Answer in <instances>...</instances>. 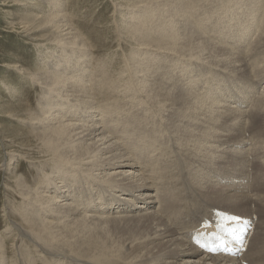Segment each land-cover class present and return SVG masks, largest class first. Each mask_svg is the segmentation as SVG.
I'll return each instance as SVG.
<instances>
[{
  "label": "bare ground",
  "instance_id": "obj_1",
  "mask_svg": "<svg viewBox=\"0 0 264 264\" xmlns=\"http://www.w3.org/2000/svg\"><path fill=\"white\" fill-rule=\"evenodd\" d=\"M40 2L19 0L34 10L17 24L50 45L39 52L46 66H14L39 86L37 106L0 97L5 113L18 110V130L0 133L18 161L0 164L15 183L0 264H264V134L248 126L264 101V0L226 4L225 14L247 6L226 28L240 29L226 37L234 46L201 28L212 0H115L116 34L130 51L117 72L96 55L94 35L75 31L67 0ZM257 31V50L236 49ZM213 68L250 83L223 88ZM78 223L86 226L75 240L67 229Z\"/></svg>",
  "mask_w": 264,
  "mask_h": 264
},
{
  "label": "rangeland",
  "instance_id": "obj_2",
  "mask_svg": "<svg viewBox=\"0 0 264 264\" xmlns=\"http://www.w3.org/2000/svg\"><path fill=\"white\" fill-rule=\"evenodd\" d=\"M18 1L19 0H0V97L3 98V101H6L8 106H10V107L11 106H17L19 99H23V100L27 99V101L30 104H32L34 107H36L37 103H38L37 99H38L39 94H40L39 86L32 83L31 80H23V79H25V77H23V79H22L21 74L18 73V68L14 67V66L21 64V65H24V67L26 66L25 69L26 68L27 69H30V68L37 69V68L45 67L46 66L45 63L41 59H39L40 58L39 52H41V50H43L46 47H50V45H48L44 42L42 43L41 41L30 40L29 38L25 37L24 35L21 36L20 34H18V24L22 23V20H24V22H28V20H27L28 14L27 13L34 10V8H31V7L27 8V7H25V5L18 6ZM22 1H23V4H25V2L28 0H22ZM29 1H35V2L41 3L40 0H29ZM112 1H114V2H112ZM231 1H232L233 5L240 7L238 5L243 0H222V1L221 0L220 1L212 0V4L204 12L205 13V15L203 14L204 17L202 16V18H201V21H200L202 23L201 28H203V30H208V32H210L209 34H207V33H205V34H206L207 38L212 40V42L214 41V43H220L221 45H222V43L223 44H227V43L229 44L230 43L229 38L234 37V36H229V35H231L234 32L237 33V31L240 29L238 28L237 25L236 26L235 25L230 26V27H232L230 29H226V28L230 24H235L236 20L238 22H243V20L246 18L247 6H242V9L238 13L234 12V13L225 14V12H226L225 6H227L226 4L227 3L229 4V2H231ZM114 5H115V0H111V1L110 0H67V12L69 15H71L70 16L71 17L70 23L75 26V28H76L75 31L80 32L85 37L88 36L87 38H90L91 35H94L95 38L92 36L90 38V40L91 41L94 40L93 41L94 45H95V43H98L96 45L99 48H97L95 46L97 48L95 51L98 50V53L95 52L96 55H99V57L101 59L104 58V60L110 61V62H108L109 64H107L108 69H111V70L116 69L115 71L117 72V71L124 68L123 58H125L124 56L127 57L126 54H128V56H129L130 51H129L128 47H126V43L123 40L120 41V39L117 37L116 32H118V28H119L118 25H121L123 21L121 19V15L119 13V10H117V7ZM114 10H115V14H113ZM39 12L40 11H36L35 14H39ZM112 14L114 17L112 16ZM221 14H223V15H221ZM72 15H74V16H72ZM218 15H221V16L218 17ZM70 17H69V19H70ZM216 17H218V19ZM111 18L113 20H111ZM209 18H212V19H210L208 21ZM73 19H75L74 20L75 22L73 21ZM109 20H111L112 23H110ZM113 21L115 22V25H114ZM76 22H79V23H76ZM108 24L113 25L114 27L108 26ZM11 25H13V26H11ZM205 25H206V28H205ZM80 27H81V29H80ZM107 27L109 29H107ZM93 28H94V31H93ZM210 28H211V30H209ZM113 30H115L114 31L115 33L113 32ZM221 30L224 31L225 33H227L225 38H219L218 34L217 35L215 34ZM95 31L97 33L94 34ZM105 31L108 32V35ZM212 31H213V33H211ZM104 32L106 35L104 34ZM254 33L247 40L241 39L235 45L236 49L240 50L241 52H246V53L249 50L251 52V49L255 50L256 47H255L254 43L257 40L259 32L257 31L255 34ZM89 34H91V35H89ZM109 34H111V35H109ZM111 36L114 37L115 39L111 38ZM228 36H229V38H226ZM99 37H100V39L102 37L101 40L103 42L100 39H98ZM95 39H97V40H95ZM219 39H221V40H219ZM101 42L105 46L104 45L99 46ZM105 42H106V44H105ZM230 45L234 46L231 43H230ZM100 49H101V51H100ZM105 51L108 52V53H106L107 55L105 54ZM128 51H129V53H128ZM122 53H125V54H122ZM248 55H251V53H249ZM118 60H120V61H118ZM117 62L119 64L121 62V65H119ZM115 64H117V65H115ZM121 67H123V68H121ZM252 67H253L252 62H250L249 68L251 69ZM206 69H208V68H205L204 70H206ZM209 71H213L212 75L210 74L211 77L215 76L216 73H219L217 75L221 78L220 80H221L222 84L220 86L223 88H228L233 83H241V84L250 83L249 81H246V79L242 78L241 76L232 75L228 72L225 73V72L220 71V69H217V68H213V70H209ZM1 77H5L9 80V84H11L12 86L15 87L13 89H15L17 91L16 94L12 95V93L10 91L6 90L4 81L2 80ZM26 79H27V77H26ZM262 79L264 80V77ZM192 88L199 89L200 87L197 86V87H192ZM18 90H19V94H18ZM260 91H261V88H259L257 91H255L256 93H253L251 96V99H248V101L253 103L257 94ZM26 93H27V95H26ZM210 95L212 97L217 98V100H219L218 96L215 93L210 94ZM252 103H251V106H252ZM263 106H264V101L261 100L260 103L258 104L256 112L255 111L252 112L253 113L252 117H251L252 121L251 120L249 121L248 126L251 127L253 125L252 127H258V132L262 131L264 134V126H263L264 125V107ZM240 108L242 110H247L248 105L242 104ZM13 114H15V115H13ZM16 114L18 115V110H14L13 113L7 114L2 109H0V126H1L0 127V133L1 134L3 133L2 128H7V129L9 128L10 130L11 129L18 130V117H16L17 116ZM10 115H12V117H10ZM255 116H257V118L259 120L255 119L256 118ZM260 117L262 118V120H260L261 119ZM255 121H256V123H255ZM247 127H246V130L244 133H246V131L251 132V129L249 128L247 130ZM19 128H21V126ZM255 130H256V128H255ZM9 133L10 132H8L6 130L5 133H3L2 135H3V137L4 136L8 137L10 135ZM1 134H0V164L1 165L7 164V163H10L12 161L11 163L13 165L18 166V161L15 162V161L10 159L11 156L8 152L9 149L7 150V148H5V146H4V144L1 143L2 142ZM259 138H261V137L259 136ZM263 140H264V136H263ZM263 143H264V141L261 144L263 146V147H261L262 151H264V144ZM248 147H250V146L248 145ZM1 165H0V167H1ZM29 167H30L29 165L23 164L21 166V172H19V174H21V173L25 174L27 176V178L30 179L31 168H29ZM8 178H10V176H5V174H2V172L0 173V225H1L0 231H4L5 230L4 227L7 226V223H6L7 219H6V215H5L7 213V209L5 206L11 200V199H8V196H10V195L8 194L9 190H7V189L11 188V187H9L8 182H10L11 185L15 184L14 180H12L13 181L12 182ZM254 180H255L254 184H258V181L256 179H254ZM5 191H7V192H5ZM148 208H151V207H148ZM3 212H4V214H3ZM89 212H92V211H89ZM72 225H74V226L69 227L67 230L73 231V235L71 237L74 238L75 240H78V239H80V236L83 235V232H81V231L84 230L86 225H85V223H82L81 225H80V223H78L77 225L76 224H72ZM117 226H120V224H117ZM128 226H124L123 223L121 224V227H126V228L127 227L132 228V227L136 226V224L131 223ZM82 227H84V228H82ZM77 230H79V231L77 232Z\"/></svg>",
  "mask_w": 264,
  "mask_h": 264
}]
</instances>
